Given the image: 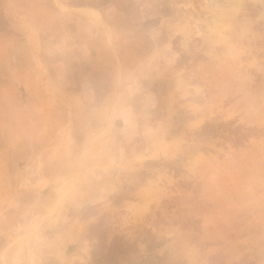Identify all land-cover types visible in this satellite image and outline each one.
Listing matches in <instances>:
<instances>
[{"label": "rangeland", "instance_id": "rangeland-1", "mask_svg": "<svg viewBox=\"0 0 264 264\" xmlns=\"http://www.w3.org/2000/svg\"><path fill=\"white\" fill-rule=\"evenodd\" d=\"M0 264H264V0H0Z\"/></svg>", "mask_w": 264, "mask_h": 264}, {"label": "crops", "instance_id": "crops-1", "mask_svg": "<svg viewBox=\"0 0 264 264\" xmlns=\"http://www.w3.org/2000/svg\"><path fill=\"white\" fill-rule=\"evenodd\" d=\"M1 261V260H0Z\"/></svg>", "mask_w": 264, "mask_h": 264}]
</instances>
